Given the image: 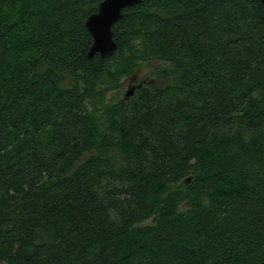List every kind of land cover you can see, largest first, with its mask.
I'll list each match as a JSON object with an SVG mask.
<instances>
[{"label": "trees", "instance_id": "obj_1", "mask_svg": "<svg viewBox=\"0 0 264 264\" xmlns=\"http://www.w3.org/2000/svg\"><path fill=\"white\" fill-rule=\"evenodd\" d=\"M102 1L0 0V264H264L261 0Z\"/></svg>", "mask_w": 264, "mask_h": 264}, {"label": "water", "instance_id": "obj_2", "mask_svg": "<svg viewBox=\"0 0 264 264\" xmlns=\"http://www.w3.org/2000/svg\"><path fill=\"white\" fill-rule=\"evenodd\" d=\"M142 0H103L96 13L86 20V27L93 37V43L88 51V57L93 58L99 54L102 58L116 51L118 44L114 39L113 26L121 17L124 9L139 5ZM264 8V0H261ZM144 82L133 84L125 92L124 99L131 98ZM191 181L188 177L186 183Z\"/></svg>", "mask_w": 264, "mask_h": 264}, {"label": "rangeland", "instance_id": "obj_3", "mask_svg": "<svg viewBox=\"0 0 264 264\" xmlns=\"http://www.w3.org/2000/svg\"><path fill=\"white\" fill-rule=\"evenodd\" d=\"M157 65L155 63L151 64H144L142 67L138 70L137 75L135 78H127L123 84L122 88L120 90V93H115L113 91L110 92L109 97H120L124 99L125 92L127 89L130 88L131 85L133 84H138L139 82H146L151 79L152 75V70L156 67Z\"/></svg>", "mask_w": 264, "mask_h": 264}]
</instances>
